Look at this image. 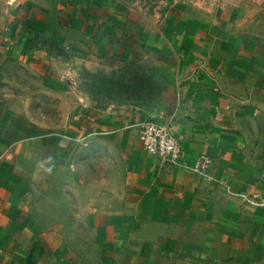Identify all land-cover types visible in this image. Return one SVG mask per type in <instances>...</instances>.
Returning <instances> with one entry per match:
<instances>
[{"label": "crops", "instance_id": "obj_1", "mask_svg": "<svg viewBox=\"0 0 264 264\" xmlns=\"http://www.w3.org/2000/svg\"><path fill=\"white\" fill-rule=\"evenodd\" d=\"M6 21L0 264H264V0H10ZM152 119L184 166L144 150ZM103 153L121 186L70 212V170Z\"/></svg>", "mask_w": 264, "mask_h": 264}, {"label": "rangeland", "instance_id": "obj_2", "mask_svg": "<svg viewBox=\"0 0 264 264\" xmlns=\"http://www.w3.org/2000/svg\"><path fill=\"white\" fill-rule=\"evenodd\" d=\"M9 1L10 0H0V35L4 33L3 28L7 23L6 8ZM13 70L14 75L11 77L13 80L20 82L21 84L31 83L34 85L33 76L26 73L23 68L16 66V69L14 67ZM142 72L145 74L148 73L146 69H142ZM89 79L90 78L87 77L85 82H89ZM96 82L97 81H95V83ZM6 86H9V82H6ZM83 86L90 88L88 84L83 83ZM96 86L97 83L95 84V88H93V92L95 97L101 99L103 105H106V103L110 104L114 99L123 102L138 98H146V96L141 95V93L127 92L128 89L122 90V86L120 87L119 85H114L110 82L106 83L103 87L98 85L100 88H97ZM100 89L102 90L100 91ZM115 90L119 91V94H114ZM70 171L71 174L68 175V181H66V185H69V188H67L68 190H66L65 193V200L71 204L69 206L67 205V209H69L70 212L72 210H81L82 212L86 202L103 198L105 190L109 192L110 189H112L113 192L110 193H114V191L121 186L123 180V174L115 156H105L104 153L97 156L94 154L89 156V154H87L84 159L80 160V166L76 167L75 170ZM67 209H65V211H67ZM84 232L88 234L89 230L86 228Z\"/></svg>", "mask_w": 264, "mask_h": 264}, {"label": "built area", "instance_id": "obj_3", "mask_svg": "<svg viewBox=\"0 0 264 264\" xmlns=\"http://www.w3.org/2000/svg\"><path fill=\"white\" fill-rule=\"evenodd\" d=\"M139 134L144 150L154 155L161 167L184 166L181 160L183 145L170 124H163L152 119L139 124ZM212 165L213 159L209 155L202 154L194 159L189 169L204 178H208Z\"/></svg>", "mask_w": 264, "mask_h": 264}]
</instances>
